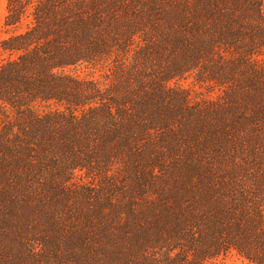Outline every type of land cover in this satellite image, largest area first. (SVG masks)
<instances>
[{
  "label": "trees",
  "instance_id": "obj_1",
  "mask_svg": "<svg viewBox=\"0 0 264 264\" xmlns=\"http://www.w3.org/2000/svg\"><path fill=\"white\" fill-rule=\"evenodd\" d=\"M3 28L0 264H264V0H7Z\"/></svg>",
  "mask_w": 264,
  "mask_h": 264
},
{
  "label": "rangeland",
  "instance_id": "obj_2",
  "mask_svg": "<svg viewBox=\"0 0 264 264\" xmlns=\"http://www.w3.org/2000/svg\"><path fill=\"white\" fill-rule=\"evenodd\" d=\"M7 14V0H0V38L7 36L4 32L3 23ZM72 73L80 74L79 68L68 69ZM177 84L183 87L188 93L191 102L198 103L205 98L217 97L218 90L208 89L206 85L199 82L194 75H190L184 79L177 81ZM208 264H251L247 259L239 255L236 251H230L225 255H221L212 259Z\"/></svg>",
  "mask_w": 264,
  "mask_h": 264
}]
</instances>
